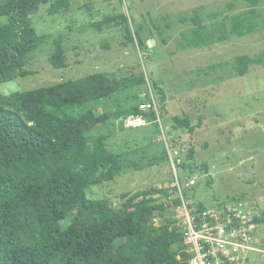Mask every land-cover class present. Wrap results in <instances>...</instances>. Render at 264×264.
<instances>
[{
	"label": "trees",
	"instance_id": "obj_1",
	"mask_svg": "<svg viewBox=\"0 0 264 264\" xmlns=\"http://www.w3.org/2000/svg\"><path fill=\"white\" fill-rule=\"evenodd\" d=\"M80 1L86 0L0 3V19L6 18L0 23V84L36 73L31 69L32 58L48 40L33 24L32 16L41 5L50 3V15H64ZM246 2L248 9L239 14H225L221 19H217L220 13L210 15L217 19L210 25L199 10L192 16H181L183 23L191 24L181 32L178 48L202 49L227 42L234 35L244 37L264 29L258 10L261 0ZM233 7L229 4L230 9ZM120 23L126 26L130 42L136 37L141 50L149 49L141 32H133L124 14L107 16L93 26L103 31ZM53 44L49 64L54 69L68 67L62 37ZM254 66L264 67V54L236 57L232 72L243 77ZM147 84L144 73L123 79L96 73L0 96V264H190L179 225L180 200L170 199L176 188L124 193L119 205L108 198L91 199L87 194L91 187L115 180L123 168L122 154L110 148L111 135L89 136L88 125L144 115L152 124L157 123L155 130L161 132L156 113L140 110V104L149 99L135 98L139 102H132L128 112L117 116L116 111L97 114L90 109L72 117L66 111ZM159 92L163 93L161 89ZM50 114L62 119L63 124L49 127L46 118ZM172 121L174 129L190 134L197 129L188 115L175 116ZM163 156L169 162L166 147ZM194 159L191 148L180 165L181 175L192 169ZM185 195L189 196L188 189ZM197 205L200 210L207 208ZM255 221L264 224V212Z\"/></svg>",
	"mask_w": 264,
	"mask_h": 264
},
{
	"label": "rangeland",
	"instance_id": "obj_2",
	"mask_svg": "<svg viewBox=\"0 0 264 264\" xmlns=\"http://www.w3.org/2000/svg\"><path fill=\"white\" fill-rule=\"evenodd\" d=\"M229 4L234 7L230 9ZM49 7L50 3L41 5L32 16L38 34L48 36L30 64L36 73L1 83L0 96L96 73L118 79L144 73L146 86L66 111L72 117L90 109L97 114L116 111L117 116L128 112L132 102H139L135 98H144L148 88L160 112L161 132L155 130L157 123L131 129L128 117L123 122L112 118L107 124L88 125L89 136L111 135L110 148L122 154L123 163L115 180L89 189V198H108L119 205L124 193L172 187V167L163 156L165 138L179 149L182 160L187 159L191 148L195 150L192 169L182 173L184 184L191 178L197 181L193 187H186L188 199L195 205L215 208L243 200L252 214L264 212V67H251L243 77L232 72L236 57L264 54V29L244 37L234 35L227 42L202 49L178 48L181 32L191 24L183 23L181 16H192L199 10L210 25L225 14L247 10L246 0H86L74 4L71 12L64 15H50ZM258 10L264 19V0ZM215 13L222 16L212 19L210 15ZM120 14L127 16L134 33L141 32L149 49L141 50L136 37L135 42H130L122 23L104 27L103 31L93 26L107 16ZM1 22H6V18H1ZM59 36L63 39L68 67L54 69L49 58L54 51L53 42ZM219 63L225 65L220 67ZM185 115L197 128L193 134L174 129L172 118ZM46 121L49 127L64 122L51 114Z\"/></svg>",
	"mask_w": 264,
	"mask_h": 264
},
{
	"label": "built area",
	"instance_id": "obj_3",
	"mask_svg": "<svg viewBox=\"0 0 264 264\" xmlns=\"http://www.w3.org/2000/svg\"><path fill=\"white\" fill-rule=\"evenodd\" d=\"M144 97L149 101L140 104L144 113L155 112L159 119L156 100L149 89ZM131 129L146 127L151 122L144 115L130 116ZM160 123V122H159ZM172 167L173 184L176 188L171 200L179 199L180 227L184 238V252L190 256V264H264V224L255 221L259 214H252L243 200L215 208L200 210L198 205L185 195L186 187L197 184L195 178L184 184L180 165L181 153L164 138Z\"/></svg>",
	"mask_w": 264,
	"mask_h": 264
}]
</instances>
